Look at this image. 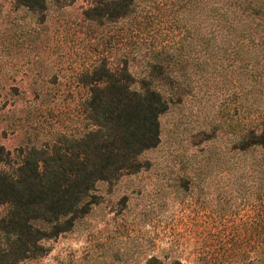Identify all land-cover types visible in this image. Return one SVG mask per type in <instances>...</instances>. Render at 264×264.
Wrapping results in <instances>:
<instances>
[{
	"label": "rangeland",
	"instance_id": "374dc122",
	"mask_svg": "<svg viewBox=\"0 0 264 264\" xmlns=\"http://www.w3.org/2000/svg\"><path fill=\"white\" fill-rule=\"evenodd\" d=\"M86 3L62 11L49 2L41 13L0 0V145L6 149L40 145L67 129L79 133L75 105L86 89L74 80L84 55L92 54L80 23ZM186 55L193 58L185 68H175L181 100L160 116V142L142 153L144 166L97 183L99 203L70 230L43 241L44 255L21 264H147L151 258L148 264H227V258L237 264V255L253 254L254 230L249 224L245 230L240 215L264 190V153L234 145L237 127L264 114V94L252 89L237 109V87L258 80H237L233 58L218 59L201 47ZM218 55L232 54L221 48ZM142 66L140 56L131 69L141 74Z\"/></svg>",
	"mask_w": 264,
	"mask_h": 264
},
{
	"label": "trees",
	"instance_id": "16d2710c",
	"mask_svg": "<svg viewBox=\"0 0 264 264\" xmlns=\"http://www.w3.org/2000/svg\"><path fill=\"white\" fill-rule=\"evenodd\" d=\"M76 1L15 0L41 13L49 2L64 11ZM84 1L80 23L90 34L92 54L84 55L74 80L86 89L75 105L79 133L67 129L13 150L0 145V264L44 255L43 241L70 230L99 203L97 183H113L144 166L142 153L160 142V116L181 100L175 68H185L191 50L233 58L237 80H258L237 87V109L245 107L238 101L252 89L264 94V0ZM221 48L231 57L218 55ZM140 56L141 74L131 69ZM250 119L237 127L234 147L264 153V114ZM242 208L241 223L254 230V252L237 255V264H264V190Z\"/></svg>",
	"mask_w": 264,
	"mask_h": 264
}]
</instances>
